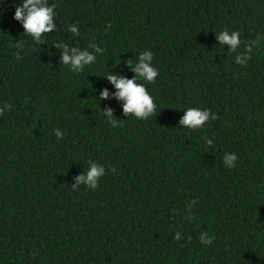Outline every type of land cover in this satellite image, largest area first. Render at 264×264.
Returning a JSON list of instances; mask_svg holds the SVG:
<instances>
[{
	"label": "trees",
	"instance_id": "trees-1",
	"mask_svg": "<svg viewBox=\"0 0 264 264\" xmlns=\"http://www.w3.org/2000/svg\"><path fill=\"white\" fill-rule=\"evenodd\" d=\"M20 4L0 0V107L13 105L0 116V264H264V0H48L43 45L14 19ZM224 30L240 32L237 52L218 43ZM59 42L95 62L72 71ZM147 50L159 75L137 82L157 107L140 120L99 93L116 91L112 72L133 78L125 61ZM189 107L218 119L180 126ZM90 161L105 168L99 187L73 190Z\"/></svg>",
	"mask_w": 264,
	"mask_h": 264
},
{
	"label": "clouds",
	"instance_id": "clouds-1",
	"mask_svg": "<svg viewBox=\"0 0 264 264\" xmlns=\"http://www.w3.org/2000/svg\"><path fill=\"white\" fill-rule=\"evenodd\" d=\"M55 5L49 6L48 0H22V4L17 5L15 9L14 19L19 21L24 29V33L30 35L33 41L38 45H43L45 40L43 35L52 33L56 29L54 23ZM111 25H109L110 27ZM68 31L74 36H79L80 29L77 25H69ZM216 39L219 44L227 45L230 52H237L240 48L242 41L240 40V32L228 30L216 33ZM260 43V37L257 36L254 40L244 42V50L235 56V62L239 65H246L252 59V53ZM17 49L23 48V43L16 42ZM54 47L60 51V64L70 65L71 70L74 72L83 71L86 65L92 64L96 60V55L90 53L87 49L80 50L76 47H70L64 42H59ZM95 49V53H103L104 49L98 45H90ZM16 60L22 59L19 51L15 53ZM153 53L150 50L143 51L139 54L138 60L134 63L132 59L126 60L125 64L131 69L135 75L129 79L123 75L110 73L104 76L115 88V92L110 93L107 88H104L99 93V101L115 98L117 101L122 102V110L124 116L129 114L135 116L137 119L146 120L155 115L157 105L154 103L153 97L149 94L144 84L138 83V79H143L148 83L154 84L157 76L159 75L158 69L152 66ZM98 101V102H99ZM13 105L10 102H5L0 107V116L4 115L6 111H11ZM163 110V109H162ZM161 110V111H162ZM101 112V111H100ZM114 110L111 107H105L101 112L107 119L111 127L118 126L119 121L114 119ZM218 119V115L212 113L208 109L201 110L195 107H189L184 112V115L179 121L180 126L187 127L192 130L199 129L205 125L209 120ZM57 139L63 138V133L60 129H54ZM205 143L208 147L213 145V140L205 137ZM238 156L235 153H225L223 156L224 165L231 169L236 166ZM115 172V168L111 169ZM105 168L94 161L89 162V167L84 170L82 174L76 175L73 179L74 184L71 185L73 190H76L80 185H86L92 190L99 187L100 179L105 175ZM196 200H192L188 204V212L191 213L192 207L195 205ZM175 211V210H173ZM188 219H194L191 215ZM174 239L180 241L184 239L181 232H176ZM215 237H210L207 232L201 233L199 240L204 245H210ZM35 255V253H33Z\"/></svg>",
	"mask_w": 264,
	"mask_h": 264
}]
</instances>
